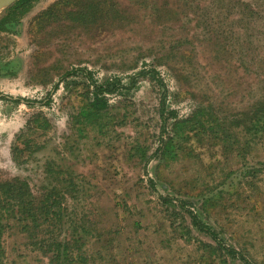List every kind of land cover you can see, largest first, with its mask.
I'll return each instance as SVG.
<instances>
[{"label":"rangeland","instance_id":"rangeland-1","mask_svg":"<svg viewBox=\"0 0 264 264\" xmlns=\"http://www.w3.org/2000/svg\"><path fill=\"white\" fill-rule=\"evenodd\" d=\"M87 5L110 7L105 0H39L13 27L0 31V179H26L38 193L45 161L71 169L80 186L79 198L68 207L90 226V236L83 240L88 264H264V173L258 165L264 146H257L246 161L237 153L228 161L221 148L205 141L191 149L188 145L185 151L191 153L175 163L153 159L146 164L158 147L161 126L163 90L150 79L152 73L135 78L134 89L107 96L109 110L92 127L74 120L93 91L85 75L60 80L65 72L86 69L100 84L118 80L128 85L138 72L155 71L167 90L166 106L179 119L192 114L199 103L194 96L204 91L226 101L230 119L248 100L246 80L257 89L239 67L240 57L255 60L248 67L250 76L264 74V63L257 60L263 56L258 33L250 51L240 49L243 29L221 21L205 0H110L114 16L89 23L80 15L88 13ZM51 8L44 28L32 30ZM214 50L220 58L209 63ZM59 83L48 106L27 107L4 98L42 102ZM35 115L48 120L50 129L38 131L31 123L33 130H25ZM23 132L40 149L15 164L11 149ZM249 168L258 171L252 179ZM249 181L254 184L248 186ZM159 195L189 202L186 209L245 261L212 254L203 246L214 245L211 239L191 228L177 206H163ZM174 214L186 220L178 216L174 221ZM25 238L15 231L4 237L8 263L46 264Z\"/></svg>","mask_w":264,"mask_h":264},{"label":"trees","instance_id":"trees-1","mask_svg":"<svg viewBox=\"0 0 264 264\" xmlns=\"http://www.w3.org/2000/svg\"><path fill=\"white\" fill-rule=\"evenodd\" d=\"M37 1L39 0H18L8 7L0 16V31H5L7 25L13 27L18 16L31 9ZM205 1L207 3L211 1L212 8L215 9L216 16L221 21L227 25L233 26L235 24V26L243 29L244 42L239 40L237 44L244 45L240 49L250 51L252 49L251 44L254 43V40L252 41L255 38L254 32L258 33L260 36H257L258 47L260 46L263 51V56L257 60L264 63V0ZM105 2L111 8L95 10L94 6L87 5L88 13L80 14L85 16L84 21L86 22L87 19L89 23V19H91L94 22L95 17H100L103 21L112 18L116 11L110 5V0H105ZM53 10L51 8L50 11L40 15L36 19L37 22L36 20L34 22L36 27L35 25L31 26L32 30L36 28L35 30L40 31L44 28L45 19H50L49 16ZM216 45L220 46L219 43ZM214 52L209 63H215L220 58L216 55V50ZM252 53H249L251 57H253ZM239 61V67L247 70L248 79L255 81L254 85L257 89L253 90L251 84L246 80L243 93H246L248 100L245 102L244 108L237 112L235 117H231L229 114L230 119L225 116L229 113L226 101L222 98L218 100L219 97L216 94H208L205 91L201 95L194 96V99L199 103L196 104L192 114L187 118L179 119L175 111L168 110L165 101L167 90L163 80L155 71L138 72L130 78L128 85H124L118 80L100 84L92 78V74L86 69L65 72L60 79L73 77L76 71L84 73L93 91L90 100L80 108L74 120L78 125L85 124L92 127L103 120L109 110L107 96L134 89L137 82L135 78H146L147 73H152L150 79L155 81L163 90L158 110L161 126L158 147L151 158H148L146 164H149L153 159L167 165L175 163L182 159L183 155L191 153L185 151L188 145L191 149L194 144L200 146L205 141H208L211 148H221L228 161L230 154L236 153L239 158L246 161L251 153L256 151L257 146H264V74H253L256 78L250 76L251 73L248 69L254 64V59L251 58V61L247 62V58L241 56ZM53 90L56 91V87ZM186 93L191 94L188 90ZM19 101L21 100L15 102ZM25 103L27 106L31 105L30 102ZM49 103L50 99L45 100L40 105L48 106ZM31 123L35 124L38 131L49 130L51 127L49 121L40 115L31 117L25 130H33ZM17 142L19 145H15L11 149V157L15 164H22L27 158H31L32 152L29 151L32 149H40V146H34V142L26 137L24 132L17 137ZM258 165L262 166L261 172L264 173V160H260ZM257 172H253L249 168L247 175L252 179ZM43 175L44 184L38 188V193H34L26 179L18 177L0 179V264H10L6 260L3 240L7 234L13 231L24 234L26 246L31 252L46 260V264H88V258L83 252V240L90 236V226L86 225L84 216L78 219L68 207L70 200L74 201L79 198L78 188L80 185L77 182V176L71 169L64 170L63 166H55L54 161H45ZM148 181L150 188L155 189L154 182L151 179ZM249 183L248 186L254 184L251 181ZM158 198L163 206H177L190 220L191 228L211 239L214 245L203 244V246L210 249L212 254L215 252L222 253L231 257L232 260L245 261L239 252L226 247L218 238L217 232L209 224L202 221L196 212L186 209L189 202L170 196L159 195ZM206 199L202 201L205 202ZM208 202L209 200L206 201V203ZM174 216V221L178 216L182 220H186L185 216L178 214H174ZM183 229L187 231V234H190V229L187 227Z\"/></svg>","mask_w":264,"mask_h":264},{"label":"flooded vegetation","instance_id":"flooded-vegetation-1","mask_svg":"<svg viewBox=\"0 0 264 264\" xmlns=\"http://www.w3.org/2000/svg\"><path fill=\"white\" fill-rule=\"evenodd\" d=\"M74 70H78V69H74ZM77 73H79V71H76L75 75H76ZM81 73L84 74L83 72H81ZM68 78H70V77L62 78V79H60V80H63V79L66 80V79H68ZM59 86H60V83H59V84H55V85L53 86L52 90L47 94V97L45 98V100H49V99H50V103H51V99L53 98L54 94L57 92ZM54 87H56V89H57L56 91L53 90ZM4 98H5L6 100H9L10 102H14V103H18V104L21 103V104H25V105H26L25 102H30L29 100H24L23 98H12V97H8V96H4ZM16 100H21V101H19V102H15ZM45 100H42V102H36V101H34V102H30L31 105H29V106H34V105H36V104L40 105V104L43 103V101H45ZM50 103H49V104H50ZM29 106H27V107H29Z\"/></svg>","mask_w":264,"mask_h":264},{"label":"water","instance_id":"water-1","mask_svg":"<svg viewBox=\"0 0 264 264\" xmlns=\"http://www.w3.org/2000/svg\"><path fill=\"white\" fill-rule=\"evenodd\" d=\"M18 0H0V12H3L5 9L10 7L12 4Z\"/></svg>","mask_w":264,"mask_h":264}]
</instances>
